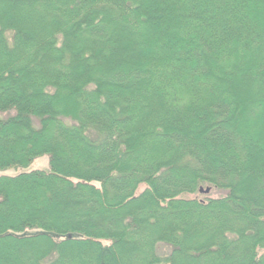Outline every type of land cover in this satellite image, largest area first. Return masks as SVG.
I'll return each instance as SVG.
<instances>
[{
  "label": "trees",
  "instance_id": "trees-1",
  "mask_svg": "<svg viewBox=\"0 0 264 264\" xmlns=\"http://www.w3.org/2000/svg\"><path fill=\"white\" fill-rule=\"evenodd\" d=\"M0 264H264V0H0Z\"/></svg>",
  "mask_w": 264,
  "mask_h": 264
},
{
  "label": "rangeland",
  "instance_id": "rangeland-1",
  "mask_svg": "<svg viewBox=\"0 0 264 264\" xmlns=\"http://www.w3.org/2000/svg\"><path fill=\"white\" fill-rule=\"evenodd\" d=\"M30 168H41V169H48V159L46 156L39 157L35 159L32 164L30 165ZM7 174H14L15 171L13 170H7ZM27 233H32V231H28Z\"/></svg>",
  "mask_w": 264,
  "mask_h": 264
},
{
  "label": "water",
  "instance_id": "water-1",
  "mask_svg": "<svg viewBox=\"0 0 264 264\" xmlns=\"http://www.w3.org/2000/svg\"><path fill=\"white\" fill-rule=\"evenodd\" d=\"M199 191H200V192H204V193H208V192H209V188H208V187L205 188V189L200 188Z\"/></svg>",
  "mask_w": 264,
  "mask_h": 264
}]
</instances>
